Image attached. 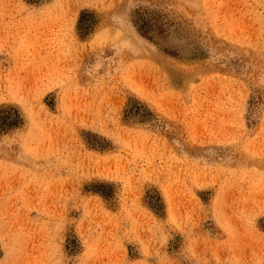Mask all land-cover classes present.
Wrapping results in <instances>:
<instances>
[{
  "label": "rangeland",
  "instance_id": "374dc122",
  "mask_svg": "<svg viewBox=\"0 0 264 264\" xmlns=\"http://www.w3.org/2000/svg\"><path fill=\"white\" fill-rule=\"evenodd\" d=\"M0 264H264V0H0Z\"/></svg>",
  "mask_w": 264,
  "mask_h": 264
},
{
  "label": "bare ground",
  "instance_id": "6f19581e",
  "mask_svg": "<svg viewBox=\"0 0 264 264\" xmlns=\"http://www.w3.org/2000/svg\"><path fill=\"white\" fill-rule=\"evenodd\" d=\"M52 131V130H51Z\"/></svg>",
  "mask_w": 264,
  "mask_h": 264
}]
</instances>
